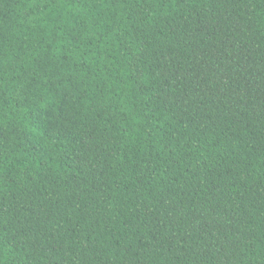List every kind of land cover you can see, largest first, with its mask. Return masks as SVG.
Here are the masks:
<instances>
[{
	"label": "trees",
	"instance_id": "trees-1",
	"mask_svg": "<svg viewBox=\"0 0 264 264\" xmlns=\"http://www.w3.org/2000/svg\"><path fill=\"white\" fill-rule=\"evenodd\" d=\"M0 264H264V0H0Z\"/></svg>",
	"mask_w": 264,
	"mask_h": 264
}]
</instances>
